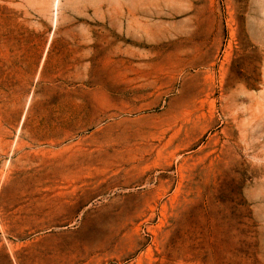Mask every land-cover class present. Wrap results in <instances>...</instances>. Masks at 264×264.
I'll return each mask as SVG.
<instances>
[{
    "label": "rangeland",
    "instance_id": "1",
    "mask_svg": "<svg viewBox=\"0 0 264 264\" xmlns=\"http://www.w3.org/2000/svg\"><path fill=\"white\" fill-rule=\"evenodd\" d=\"M0 264H264V0H0Z\"/></svg>",
    "mask_w": 264,
    "mask_h": 264
}]
</instances>
